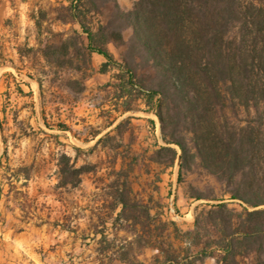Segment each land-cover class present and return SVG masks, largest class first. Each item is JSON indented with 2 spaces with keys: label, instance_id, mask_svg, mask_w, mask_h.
Returning a JSON list of instances; mask_svg holds the SVG:
<instances>
[{
  "label": "rangeland",
  "instance_id": "1",
  "mask_svg": "<svg viewBox=\"0 0 264 264\" xmlns=\"http://www.w3.org/2000/svg\"><path fill=\"white\" fill-rule=\"evenodd\" d=\"M70 1L0 0L8 7L0 17V220L25 233L23 248L0 264H122L112 251L138 233L135 248L150 263L157 251L146 246L147 203L189 229L209 202L190 198L191 188L219 193L220 185L199 171L179 183L177 146L174 166L152 160L165 144L158 117L142 100L123 110L119 69L103 72L105 57L88 53L83 27L64 8ZM109 12L89 13L87 27L96 30ZM108 49L122 62L124 46ZM125 176L133 193L121 217L116 194ZM132 213L136 223L125 219Z\"/></svg>",
  "mask_w": 264,
  "mask_h": 264
},
{
  "label": "trees",
  "instance_id": "2",
  "mask_svg": "<svg viewBox=\"0 0 264 264\" xmlns=\"http://www.w3.org/2000/svg\"><path fill=\"white\" fill-rule=\"evenodd\" d=\"M102 6L110 10L106 21L90 29L88 14ZM64 8L83 27L88 53L105 57L103 72L118 67L123 110L134 109L137 99L158 117L165 144L152 160L174 166L177 146L179 183L199 171L220 185L219 193L211 185L191 188L190 198L209 202L196 208L189 229L147 203L146 246L157 251L150 263L135 248L140 233L112 254L122 264H203L210 256L216 264H264V4L135 0L122 7L118 0H71ZM109 43L124 46L122 62ZM122 185L121 217L133 193L127 176ZM132 218L136 223V213L125 217Z\"/></svg>",
  "mask_w": 264,
  "mask_h": 264
},
{
  "label": "crops",
  "instance_id": "3",
  "mask_svg": "<svg viewBox=\"0 0 264 264\" xmlns=\"http://www.w3.org/2000/svg\"><path fill=\"white\" fill-rule=\"evenodd\" d=\"M8 10L6 4L0 5V17H3ZM4 220H0V258H4L5 252L12 253V250L17 251L23 248L25 233L18 230L17 226L12 224H2ZM7 255V254H6ZM203 264H216L215 257H207Z\"/></svg>",
  "mask_w": 264,
  "mask_h": 264
},
{
  "label": "water",
  "instance_id": "4",
  "mask_svg": "<svg viewBox=\"0 0 264 264\" xmlns=\"http://www.w3.org/2000/svg\"><path fill=\"white\" fill-rule=\"evenodd\" d=\"M181 157L179 156V159H180Z\"/></svg>",
  "mask_w": 264,
  "mask_h": 264
}]
</instances>
